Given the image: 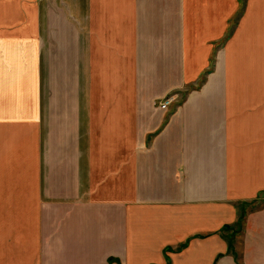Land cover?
<instances>
[{"label":"crops","instance_id":"obj_1","mask_svg":"<svg viewBox=\"0 0 264 264\" xmlns=\"http://www.w3.org/2000/svg\"><path fill=\"white\" fill-rule=\"evenodd\" d=\"M0 264H264V0H0Z\"/></svg>","mask_w":264,"mask_h":264},{"label":"built area","instance_id":"obj_2","mask_svg":"<svg viewBox=\"0 0 264 264\" xmlns=\"http://www.w3.org/2000/svg\"><path fill=\"white\" fill-rule=\"evenodd\" d=\"M170 101H171V97L168 96V97H165V98L157 101L156 104H157V107L164 109L169 104Z\"/></svg>","mask_w":264,"mask_h":264},{"label":"trees","instance_id":"obj_3","mask_svg":"<svg viewBox=\"0 0 264 264\" xmlns=\"http://www.w3.org/2000/svg\"><path fill=\"white\" fill-rule=\"evenodd\" d=\"M182 246H184V244H180V245H179V248L182 247ZM229 247H230V246H229Z\"/></svg>","mask_w":264,"mask_h":264}]
</instances>
